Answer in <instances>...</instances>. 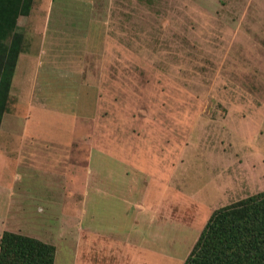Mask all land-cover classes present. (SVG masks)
Segmentation results:
<instances>
[{
  "label": "rangeland",
  "instance_id": "rangeland-1",
  "mask_svg": "<svg viewBox=\"0 0 264 264\" xmlns=\"http://www.w3.org/2000/svg\"><path fill=\"white\" fill-rule=\"evenodd\" d=\"M6 44L0 254L185 264L264 191V0H33Z\"/></svg>",
  "mask_w": 264,
  "mask_h": 264
},
{
  "label": "trees",
  "instance_id": "trees-1",
  "mask_svg": "<svg viewBox=\"0 0 264 264\" xmlns=\"http://www.w3.org/2000/svg\"><path fill=\"white\" fill-rule=\"evenodd\" d=\"M32 2L0 0V127L21 53L6 41ZM10 236L2 243L0 264H53L54 246L20 237L13 245ZM20 251L24 255L18 260ZM185 264H264V191L214 211Z\"/></svg>",
  "mask_w": 264,
  "mask_h": 264
}]
</instances>
